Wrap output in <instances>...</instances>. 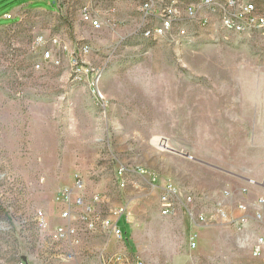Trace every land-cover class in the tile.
Returning <instances> with one entry per match:
<instances>
[{
	"label": "rangeland",
	"instance_id": "374dc122",
	"mask_svg": "<svg viewBox=\"0 0 264 264\" xmlns=\"http://www.w3.org/2000/svg\"><path fill=\"white\" fill-rule=\"evenodd\" d=\"M85 5L99 28L81 22ZM156 23L136 0H0V264H99L104 249L142 264H264V213L246 236L224 223L209 242L183 211L160 217L159 190L136 174L175 184L206 216L220 206L209 194L242 177L264 192V34L192 22L190 40L145 37ZM67 190L100 196L102 218L126 206L125 244L101 230L53 241Z\"/></svg>",
	"mask_w": 264,
	"mask_h": 264
},
{
	"label": "built area",
	"instance_id": "2783aa9c",
	"mask_svg": "<svg viewBox=\"0 0 264 264\" xmlns=\"http://www.w3.org/2000/svg\"><path fill=\"white\" fill-rule=\"evenodd\" d=\"M256 1L200 0L198 4L193 5L178 0H136L144 21L151 22L154 20L157 22L153 28L144 32L145 37L156 39L172 36L178 40H190L187 26L192 24V22H196L201 28L212 31L237 34H253L257 32L264 34V14L257 8ZM79 16L81 22L90 28L97 29L100 27L97 15L89 5H85L80 9ZM2 18L6 21H12L15 16L9 11L3 14ZM44 58H49V53L46 52ZM117 174L122 178L125 170L120 169ZM136 174L141 178H146L152 188L159 190L160 195L157 207L160 217L171 218L178 212L183 211L193 223H211L212 218L209 220L206 214H196L194 210L195 200L192 195L182 196L175 184L163 182L154 173L138 170ZM120 187H124L123 180L120 181ZM201 199L205 201L203 197ZM58 201L61 206L60 218L64 221V224L57 226L50 234L53 241L65 243L74 240V243H78L79 230L91 233L101 230L109 241L114 240L117 244H125L127 239L122 231V225L127 223L129 216L126 206L116 207L110 211L108 217L102 218L95 213V205L99 204L100 196L95 195L92 198V202L86 203L84 195L79 191L67 190L61 194V198ZM262 203L263 201H258L257 207L259 208ZM215 210L222 222L234 226L238 232L241 231L247 219L245 216L233 220L227 211L222 210L220 206H217ZM239 210L245 211L246 208L240 206ZM255 220H262L259 210L256 211ZM45 225L43 214L38 213L37 226L42 230ZM195 238H197L196 234L190 237V247L192 249L196 247ZM258 249L255 248L254 257L259 254ZM98 262L99 264H142L139 259L131 261L123 252H107L106 249L101 252ZM17 264H27V262L21 257Z\"/></svg>",
	"mask_w": 264,
	"mask_h": 264
},
{
	"label": "crops",
	"instance_id": "0c3cea01",
	"mask_svg": "<svg viewBox=\"0 0 264 264\" xmlns=\"http://www.w3.org/2000/svg\"><path fill=\"white\" fill-rule=\"evenodd\" d=\"M240 180L243 182V186H241L240 189L232 188L231 187L232 184L230 183L229 184L230 187L228 188V190L225 191L226 192L225 196L220 195V194H209V196L213 199V201L214 200L217 201L218 202L217 204L220 205V208L224 211H227V213L233 220H236L243 216L247 218L246 222L243 224L242 229H241V233H244V236H246L249 233V229L251 228L252 224L257 222L255 220L256 211L259 210L260 214L264 213V192L261 187L253 186L250 183V180H248L247 178L242 177V179ZM260 200H262L263 203L258 208L257 203ZM240 206H244L246 210L245 211L239 210ZM203 209H205V211L208 213L207 216L209 220L210 218H212V221L211 223L210 222L205 223L201 228L207 229L206 231L207 239L209 237L210 239H208V241L213 242V240H211V237H214L216 230L217 232L223 233L222 226L224 225V222H222L217 216L215 207L210 206L209 208L206 209V206H204ZM198 226H201V225H198ZM232 227L233 229L231 230L235 231V227L234 226ZM231 233L235 234V232L233 231H231ZM236 241H237L236 243L238 244V240Z\"/></svg>",
	"mask_w": 264,
	"mask_h": 264
},
{
	"label": "water",
	"instance_id": "95a60500",
	"mask_svg": "<svg viewBox=\"0 0 264 264\" xmlns=\"http://www.w3.org/2000/svg\"><path fill=\"white\" fill-rule=\"evenodd\" d=\"M184 157L190 158L189 156L185 155Z\"/></svg>",
	"mask_w": 264,
	"mask_h": 264
},
{
	"label": "bare ground",
	"instance_id": "6f19581e",
	"mask_svg": "<svg viewBox=\"0 0 264 264\" xmlns=\"http://www.w3.org/2000/svg\"><path fill=\"white\" fill-rule=\"evenodd\" d=\"M162 145V144H161Z\"/></svg>",
	"mask_w": 264,
	"mask_h": 264
}]
</instances>
